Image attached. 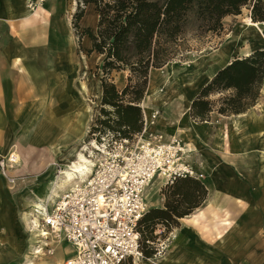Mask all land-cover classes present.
I'll return each instance as SVG.
<instances>
[{
  "label": "crops",
  "instance_id": "obj_1",
  "mask_svg": "<svg viewBox=\"0 0 264 264\" xmlns=\"http://www.w3.org/2000/svg\"><path fill=\"white\" fill-rule=\"evenodd\" d=\"M26 2L27 0H0V154L15 150L19 155V162L11 172L12 176L26 178L23 181L18 180L16 187L11 189L0 175V225H9L16 219L19 190L23 184L27 182L44 187L42 183L44 184L50 176L44 172L48 166L55 160L66 162L65 155L74 137L71 133L75 122L72 114L77 111L75 107L79 104L80 122L84 128H87L88 123L90 94L86 98L79 95L78 84L70 71L73 47L65 42V31L58 37L65 28V19L60 20V27L55 26V29L48 16L40 14L29 17L25 12ZM44 6L49 13L53 12V7H56L54 13H63L64 0H46ZM95 19L97 22L96 16ZM80 81L84 82L83 79ZM100 100L101 88L98 90V106ZM149 111L148 118L154 110ZM186 112L189 121L194 126L199 125L193 129L198 141L202 143L214 136L216 144L221 142L219 131L216 136L209 132L215 112L211 113L208 122H203L205 124L191 120L189 109ZM246 113L219 117L228 120L243 117ZM160 118L161 115L157 119ZM187 121L185 120V124L189 126ZM163 125V121H157L155 126L147 130L159 132L165 137L173 136L169 132L162 133V130H159L163 129ZM205 135L209 137L204 138ZM231 141L233 136L229 144ZM22 145H25V148ZM218 145L226 151L223 143ZM214 164L216 163L214 162L213 166ZM193 166L197 172L203 174L201 169ZM211 169L208 170L207 176ZM223 170L231 172L246 187L242 190L245 195L243 205L229 203L223 190L216 196V189L209 182V178L206 182L209 188H206L208 193L205 202L216 197L218 205L229 211V220L234 228L227 234H222L223 242L218 243V239L205 229L206 222L193 226L186 220L189 216L181 219L179 226L175 228L177 243L169 264H264V196L260 195L256 203L248 201L250 187L248 188L233 170ZM259 182L256 188L262 194L264 188H259L264 185H259ZM3 258V264L15 263L12 255H5Z\"/></svg>",
  "mask_w": 264,
  "mask_h": 264
},
{
  "label": "trees",
  "instance_id": "obj_2",
  "mask_svg": "<svg viewBox=\"0 0 264 264\" xmlns=\"http://www.w3.org/2000/svg\"><path fill=\"white\" fill-rule=\"evenodd\" d=\"M72 29L78 38L89 39V54L101 58L98 66L101 100L88 135L97 145L119 140L133 141L144 129L141 107L152 70L163 68L184 51L182 36L191 18L205 32L218 34L223 20L247 9L253 22H264V0H74ZM91 6L96 29L81 28L85 9ZM113 73H127L119 89ZM264 84V49L235 58L219 69L191 101L189 117L208 122L211 113L238 116L257 102ZM207 189L195 178H176L160 194L162 208L145 212L137 224L142 259L156 254V227L166 237L207 199Z\"/></svg>",
  "mask_w": 264,
  "mask_h": 264
},
{
  "label": "built area",
  "instance_id": "obj_3",
  "mask_svg": "<svg viewBox=\"0 0 264 264\" xmlns=\"http://www.w3.org/2000/svg\"><path fill=\"white\" fill-rule=\"evenodd\" d=\"M45 1L27 0L26 7L35 11ZM159 116V110L152 111L150 126ZM146 125L144 115L143 132L133 141L98 145L94 150L99 158L88 180L65 191L54 204L34 206L32 225L45 241L44 255L52 256L55 245L65 244L72 253L63 264H129L135 257L142 259L137 224L146 212L149 186L159 179H165V184L176 178L203 179L187 161L179 137H165ZM12 155L0 154V175L13 189L19 179L9 176L18 165ZM155 248V255H160L165 243Z\"/></svg>",
  "mask_w": 264,
  "mask_h": 264
},
{
  "label": "rangeland",
  "instance_id": "obj_4",
  "mask_svg": "<svg viewBox=\"0 0 264 264\" xmlns=\"http://www.w3.org/2000/svg\"><path fill=\"white\" fill-rule=\"evenodd\" d=\"M51 10L53 12H50L49 16L48 15L45 16L46 17L48 16L47 18L50 24L53 25L55 29H56L55 26H58V28L60 27V20L65 19V28L63 32L58 35V37L63 35L65 31L66 34L65 42L70 43L72 45L73 47L72 55L74 57V60L83 59L85 61L83 63L86 71L80 77L81 79H83V81H85L88 84L90 90V95L88 98L89 112H88L87 128L86 127L84 128L83 126L82 133L80 135H76L73 137V143L69 148L70 150L72 148H77V147L79 148L82 142L88 144L89 142L92 141L91 137L88 135L87 129L94 124L95 118L97 117L98 114L97 96H98V90L100 89V75L98 72V66L101 64V58L94 53L89 54L88 51L91 48L89 39L86 37L78 38L74 30L72 29V24H71L72 17L75 12L74 0H64L63 13L60 12L54 13L56 7H53ZM246 17H249V12L247 9L244 8L242 9V12L239 16H230L225 18L223 20V29L218 34L203 31L199 27V23L195 19L191 18L181 39V42H183L185 49L176 60L172 61V63H174L173 70L172 71L170 70L172 77L176 78L177 73L179 74L182 71V69H184V65H183L184 63L187 64L190 63L191 55L194 58L201 60L203 64V70H205L208 67V65L211 64L214 57H216V53L219 52L222 46H224L226 36L237 30L239 27H241L242 21ZM95 22L96 19L93 9L91 7L85 9L84 17L80 21L81 28L90 27V29L93 32H95L96 29ZM260 49H264V45L260 46L259 48H255L251 50V53L255 50H260ZM247 52L248 49H246L245 46L236 47L234 49V53L230 61H232L235 58H243ZM167 71H169V68L163 67L161 69H158L157 71L152 70L150 72L148 89L142 101V103L144 102V109L147 110L149 108V110L150 109L159 110L161 115L160 120L164 122L163 129L161 128L159 130H162L161 131L162 133L169 132V134L177 136L182 140V142L184 143L187 149V153H186L187 160L191 164L195 165L197 168L202 170L203 181L201 182L204 184V186L207 189L209 188V185L206 183L208 179L207 173L208 170L213 167V163L215 162L217 164V167L219 168H223L226 170L227 169L233 170L234 173L238 175V177L248 186V188L250 187V192L248 194L249 196L248 201L256 203L261 195V193L258 191V188H256L258 182L263 180V182H259V185L262 184L264 185V156L254 151L256 131L255 128L252 127V123L248 122V119L251 112L256 113L258 117L260 116L261 110L264 107V92H262L264 91V84L260 91L259 99L257 100L256 104L250 110H248L245 116L240 118H230L226 120L219 117V115L216 113L212 115L213 117L211 119V127H210L211 130L209 131L211 135L214 133V135L216 136L217 131H219L220 134L223 135H225V133H227L228 131L233 132V141L230 142L229 149L225 151L222 150L218 144H216V139L214 136H211L209 139H206L202 143L201 141H198L195 138L193 133V129L195 128V126L187 118L188 114L187 112H185L186 106L178 96V93L179 92L181 93V90L185 88L186 82L188 81L189 78H187V81L181 80L179 90L178 89L171 90L167 88L166 84H164V77L167 75L168 73ZM127 75H128L127 73L124 74L113 73L112 79L119 89H121L125 85ZM161 77H163L162 80L163 82H156V83L160 88H162V93L164 94L165 97L162 104L159 103L155 105L148 98V92L150 91V87H151L150 81H152V79L155 78L161 80ZM199 91L193 96L192 100L196 97ZM185 120L189 121V122L187 121L189 126L185 124ZM233 120H238L242 123V126L236 132L233 131V126H232ZM223 122H227L229 124ZM219 127L220 128L222 127V129H219ZM154 130L156 131V129ZM232 142H235V145H233ZM0 145H1V137H0ZM189 149L192 150L191 153L188 152ZM9 154H15L16 156L18 155L15 150H8V152H6L4 156H7ZM85 155L86 157H90V159L94 161H96L99 158V154H97V152L94 149H91L90 145H88ZM63 164L64 163L55 160L53 163H51L48 166V168L44 172L45 173L47 172L48 174H50V176L48 177V180L44 184L42 183L44 187L47 185V182L49 180L58 176V173L62 169ZM11 172H9V176L13 175ZM3 179L5 180V182H7L5 178ZM18 179L23 181L26 178L18 177ZM157 181L158 180H155V183ZM8 186L11 187L12 185L8 183ZM38 186L39 185L37 184L26 182L21 186V189L19 190V195L24 193L28 194L29 192L37 189ZM148 189L146 190V201H147L146 212L153 208H162L164 206V198L160 194V191L158 192L159 200L149 203L147 199L148 197L147 195L149 193ZM254 191L258 193L254 194ZM205 203L206 202H204L200 208H202L205 205ZM0 227L4 228L3 230L0 229V233L1 232L2 233L4 232V234L11 233L13 235L12 238H14L13 245L15 247V252H13L12 256L13 259L15 260V263L12 264H22L23 261L25 260L24 258L25 255L27 253H30L31 251L30 248L31 245L29 243V235L23 232V228H21V226L19 225L18 210L16 212V219H13V222L11 224L9 225L3 224L0 225ZM164 231L165 230L162 228V226H157L154 235L158 236L156 240V245L159 242L165 243V248L163 249L160 255L152 256V258L150 259H141V261L144 264H153L152 260H154L155 258L160 259L166 254L167 252L166 247L168 245V240L173 230L165 238L164 237L161 238V235L164 234ZM65 249H68V252L64 253ZM55 253L63 254L64 256L63 259L65 260L69 257V255H71L72 247L67 246L65 244L57 245L54 251V254ZM53 255L47 256L45 254L44 260L53 259ZM37 262L38 261H36V263ZM129 264H133V261L130 260Z\"/></svg>",
  "mask_w": 264,
  "mask_h": 264
},
{
  "label": "bare ground",
  "instance_id": "obj_5",
  "mask_svg": "<svg viewBox=\"0 0 264 264\" xmlns=\"http://www.w3.org/2000/svg\"><path fill=\"white\" fill-rule=\"evenodd\" d=\"M27 9V7H26ZM29 17L39 16L40 14L48 15L49 11L45 6H39V8L35 11H30L27 9L25 11ZM96 16V15H95ZM264 45V22L258 23L253 22L250 17H246L242 21V26L239 27L234 32L230 33L225 38L224 46L216 53V57H214L208 67L203 70V64L201 60L194 58L191 55L190 63H184V69L178 74L177 77L173 78L171 71L173 70L174 63L170 62L164 66V68H169L167 71V75L164 77V84L167 85L168 89H178L181 83V80L188 81L186 82L185 88L181 90V93L178 96L185 104V112L188 111L193 96L199 91V89L207 84L218 69L224 67L230 62L232 55L234 53V49L238 46H245L248 49V52L244 55V57L249 56L251 54V50L255 48H259ZM72 65L70 71L73 74L75 82H77L78 92L83 98H86L90 94L89 86L87 83L81 82V75L84 74L85 62L83 59L74 60L72 55ZM171 70V71H170ZM157 71V70H156ZM79 80V82H78ZM163 77L161 80L158 78L152 79L150 81L151 87L148 92V98L150 101L157 105L162 104L164 100V94L162 93V88H160L156 82H163ZM264 92V91H262ZM144 110L145 117L147 119V129L161 122V120L157 119L153 126H150L148 112L149 108L146 110L144 106L141 105ZM74 115L75 122H73V127L71 130L72 135H80L82 133V122H80L81 116V104H79ZM241 116L237 117L240 118ZM248 122L252 123V127L255 128L256 139L254 143V151L264 156V107L261 110L260 116L258 117L256 113L251 112ZM205 124V123H203ZM233 131L236 132L241 127L242 123L234 120L233 123ZM199 126V125H195ZM69 135V134H67ZM218 136L222 138L221 142H217L218 144L223 143L226 150L229 149V140L233 136L232 131H228L226 135L218 134ZM209 136L205 135L204 138ZM235 145V142L232 143ZM88 145L91 146V149H95L98 145L91 141L88 144L82 142L79 148H72L66 153V162L62 165V169L59 171L58 176L47 182L45 187L37 188L35 192H29L19 195L18 197V221L21 228H23V232L29 235V243L31 251L25 255V260L22 264H63V254H54L53 259L44 260L45 255L41 249L42 244L45 241L40 237V233H38L34 226L32 225V209L38 202L44 203L48 201L50 204H54L58 198L67 190H69L74 185L79 183H83L90 177V174L93 172V168L96 165V162L89 157H86L85 152L87 151ZM188 152H192V150H188ZM12 156L15 157V154ZM19 158V156H18ZM18 158H15L18 161ZM209 182L213 185L214 189H216V196L223 190L225 197L229 203L233 202L239 205H243L244 194L242 193L244 184L234 176L229 171H224L221 168L217 167V164H214L213 168L208 174ZM165 179H160L155 183H153L148 189V201L149 203L159 200L158 192L161 187L165 185ZM12 189V187H10ZM246 188V187H244ZM261 187L259 189H263ZM249 192V190H248ZM258 193V192H255ZM262 197L264 193L261 194ZM261 197V198H262ZM216 197L209 200L203 208L198 209L194 214L190 215L186 220L189 224L193 226H198L200 222H206L207 226L205 229L211 233L216 239H218V243L223 242V235L227 234L230 230H232L234 225L232 226V222H230V214L229 211L222 206L218 205L215 200ZM39 207V205L37 206ZM185 219V218H184ZM183 220V219H182ZM8 228V227H7ZM12 234H4L0 233V264L4 263L3 256L12 255L15 252V247L13 245ZM177 243V231L176 229L171 233L168 246L166 247L167 253L165 256L160 259H154L153 264H169L172 260V255L174 254ZM61 245V244H57ZM55 245V249L57 247ZM64 250V249H63ZM68 252V249H65L64 253ZM36 261H38L36 263ZM133 264H144L141 261L140 257H135Z\"/></svg>",
  "mask_w": 264,
  "mask_h": 264
}]
</instances>
